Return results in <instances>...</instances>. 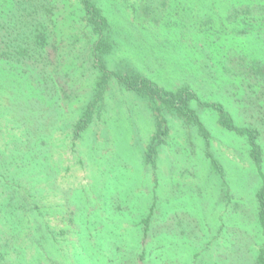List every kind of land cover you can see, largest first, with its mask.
Wrapping results in <instances>:
<instances>
[{"label":"rangeland","instance_id":"374dc122","mask_svg":"<svg viewBox=\"0 0 264 264\" xmlns=\"http://www.w3.org/2000/svg\"><path fill=\"white\" fill-rule=\"evenodd\" d=\"M103 3L110 32L115 33L106 69L113 75L138 73L164 90L189 87L199 97L191 105L201 126L186 125L164 112L168 136L160 154L147 161L155 114L144 97L126 91L112 75L103 115L72 140L70 129L57 128L54 119L43 117H56L48 103L33 100L25 81L10 82L0 61L4 104L15 116L42 115L40 121L33 116L28 126L38 127L34 132L42 137L51 132L45 146L50 160L34 139L28 152V146L22 152L11 146L9 153L0 154L10 170L4 184L8 194L0 198V222L7 223H0V264H253L264 248V223L257 221L256 208V193L264 184V95L247 96L246 86L238 87L244 77L238 54H246L237 44L246 40L247 51L261 49L259 36L241 31L249 29L248 23L256 24L253 17L264 16V0ZM5 7L0 0V8ZM242 12L248 23L233 30L231 20ZM212 17H221V23L213 27ZM84 66L85 75L78 80H58L70 94L62 101L67 114L71 103L78 105L77 97L93 89L94 69L90 61ZM212 103L222 106L237 126L258 128L261 162L251 157L245 136L220 125L221 112ZM43 108L49 112L40 114ZM42 151L46 156L37 158ZM21 154L34 158L32 164L20 163ZM16 162L21 166L18 173ZM31 207L32 213L26 210ZM150 211L152 217L145 222ZM44 217L68 238L56 260L47 259L59 251L42 238ZM19 246L25 251L18 253ZM142 252L145 257L140 259Z\"/></svg>","mask_w":264,"mask_h":264},{"label":"trees","instance_id":"16d2710c","mask_svg":"<svg viewBox=\"0 0 264 264\" xmlns=\"http://www.w3.org/2000/svg\"><path fill=\"white\" fill-rule=\"evenodd\" d=\"M183 1L186 2L187 0ZM5 4V10L0 8V61H4L3 69L8 74L10 82L16 84L19 81H25L31 98L35 101L39 98L46 101L48 103L46 107L48 106L56 115L54 118L50 113V116L45 114L43 117L54 119L52 125L55 124L57 128L70 129L72 140L80 138L89 128L92 120L103 115L104 94L109 78L113 75L106 69L105 59L115 44L113 37L115 33L111 34L110 32V22L107 15L104 14L103 0H5ZM126 8L128 9V6L123 9V12L127 16ZM120 13L118 12V14ZM203 13L207 15V12ZM110 15H113V13ZM219 18L221 19V17L208 18L209 23L216 27L217 23H221ZM253 18V20L256 19V24L250 25L248 19H246V12H242L241 14L238 13L237 18L231 20L235 24L233 30L243 22L248 23L249 29H242L241 33L247 35L251 31L254 32V37L259 36L261 48L258 53H253L246 50V40L237 44L245 47V52L242 53L246 54L245 57L240 53L238 54L240 61H244V63L242 62L244 71L241 70L244 76L241 79L243 82L238 83V87L244 90V86H246L247 96L254 94L263 96L264 16L261 19ZM206 22L208 23V20ZM83 52H86V56L80 57L79 53ZM88 61H90L95 73L93 76V82H95L93 89L90 88L85 91L84 97H77L75 100L78 105L75 106L71 103L69 105L70 111L67 114L62 101L70 98V94L67 87L61 85L59 81L64 84L69 80H78L83 77L85 75L84 63ZM60 77L63 81L59 79ZM113 77H116L117 83L122 85L126 91L135 92L144 97L150 103L155 114V131L149 139L147 161H150L151 158V161H153L154 157L160 154L161 145L165 143L168 136L169 129L166 119L162 117L164 112L184 119L186 125L196 124L201 126L197 110L191 105L192 100H198L199 97L189 87H180L174 91L164 90L148 78L135 72L113 75ZM3 87L0 84V154L5 153V151L9 153L10 150L6 149H10L11 146L13 149L17 146L21 152L22 149L26 150L25 146H28L26 150L28 152L32 150L34 144L38 145V143L43 145L44 150L48 152L49 145L46 148L45 146L51 141V132L42 137L34 132L38 127L35 128L34 124L32 127L28 126L32 123L33 116L39 120L42 115L15 116L13 110L9 106L7 107L1 98ZM18 91H21V88H18ZM234 94L237 95L236 92ZM201 103L203 106H208L204 102ZM210 106L218 108L221 112L220 125L233 130L238 135L245 136L251 150V157L261 162L259 157L261 158L262 149L261 144L258 142V128L251 124L237 126L229 120V116L223 113L222 106L215 103L210 104ZM48 108H45L46 110L43 108L40 114L49 112ZM7 120L10 122L8 123ZM32 139H34L33 145L31 144ZM59 140L61 141L62 138ZM75 143L73 141L74 145ZM43 156H46L44 151L36 155L37 158ZM47 156V160H50V153ZM20 161V163L32 164L34 158L21 154ZM3 162L0 161V164L4 167V172L0 174V198L2 195L6 197L8 194L5 187L7 182L5 176L10 172V170L8 171L9 167L3 165ZM16 164L15 167L18 173L21 166L17 162ZM18 177L19 175L16 179ZM20 186L21 184L18 182L17 189H20ZM18 196H21V194ZM256 198L257 221L264 223V184L256 193ZM18 204L22 206V203ZM26 210L31 211V213L35 211L32 207L26 208ZM151 217L152 212L150 211L144 221L148 222ZM46 220L47 226L42 238H45L46 241L51 240L52 244L56 246L54 251H59L53 253L52 256L48 254L47 259L51 261L52 258L56 260L57 257L62 255L60 249L63 248L60 244L68 238L62 230L59 231L60 238L59 233L53 227H50L48 219ZM71 221L73 223V220ZM0 223L2 226L7 225L6 221ZM30 233L27 234V238L32 242L34 238L30 237ZM58 242L60 243L57 247ZM27 247L29 246L27 245ZM25 249L24 246L17 247L18 253L25 251ZM144 257L145 254L142 252L139 258L143 259ZM253 264H264V248H259L254 256Z\"/></svg>","mask_w":264,"mask_h":264}]
</instances>
